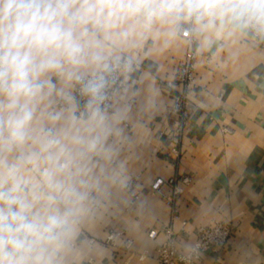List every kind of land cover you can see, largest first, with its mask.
Here are the masks:
<instances>
[{
    "label": "clouds",
    "instance_id": "obj_1",
    "mask_svg": "<svg viewBox=\"0 0 264 264\" xmlns=\"http://www.w3.org/2000/svg\"><path fill=\"white\" fill-rule=\"evenodd\" d=\"M261 45L264 0H0V264H96L104 225L149 214L166 62L224 72Z\"/></svg>",
    "mask_w": 264,
    "mask_h": 264
},
{
    "label": "crops",
    "instance_id": "obj_2",
    "mask_svg": "<svg viewBox=\"0 0 264 264\" xmlns=\"http://www.w3.org/2000/svg\"><path fill=\"white\" fill-rule=\"evenodd\" d=\"M183 61L174 56L166 62L175 79ZM195 73L190 96L196 107L185 124L179 157L168 137L178 121L177 91L172 88L165 93L164 110L152 124L136 171L135 184L149 214L135 217V231L123 216L104 225L97 233L102 255L96 264H158L157 247L165 235L151 238L152 228L171 225L177 244L195 243L199 227L217 221L232 225L229 243L219 253H204L199 264H264V45L224 72L196 60ZM175 175L191 177L177 201L178 219L151 187L157 177ZM164 188L171 190L169 185ZM112 230L118 234L109 244ZM126 238L131 239L129 246Z\"/></svg>",
    "mask_w": 264,
    "mask_h": 264
},
{
    "label": "built area",
    "instance_id": "obj_3",
    "mask_svg": "<svg viewBox=\"0 0 264 264\" xmlns=\"http://www.w3.org/2000/svg\"><path fill=\"white\" fill-rule=\"evenodd\" d=\"M195 59L184 58L183 64L178 72L177 78L174 79V89L176 97L174 109L178 114V121L169 128L168 137L172 141V151L179 157L181 153L180 144L182 141L184 127L189 120L196 104L190 96V89L196 78ZM191 182L189 175H175L170 178L162 176L157 177L151 184L152 189L160 194L167 203L172 207V218L180 217L177 201L184 191V187ZM169 185L171 190L168 192L164 186ZM136 194L139 196V189L135 184ZM160 232L165 235V240L157 247L158 264H199V260L206 252H221L229 243L232 234V225L226 221H217L209 226H201L198 230V238L195 243L200 246V255L192 260L181 258L176 249L178 235L171 225L152 228L148 235L156 238ZM117 231H110L106 242L112 244L117 236ZM127 246L131 243L130 238L125 239Z\"/></svg>",
    "mask_w": 264,
    "mask_h": 264
}]
</instances>
